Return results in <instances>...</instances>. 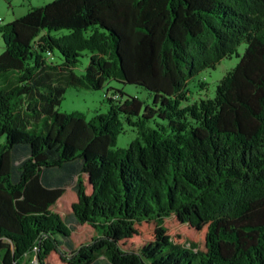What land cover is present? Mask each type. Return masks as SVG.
<instances>
[{
    "label": "trees",
    "instance_id": "16d2710c",
    "mask_svg": "<svg viewBox=\"0 0 264 264\" xmlns=\"http://www.w3.org/2000/svg\"><path fill=\"white\" fill-rule=\"evenodd\" d=\"M0 35L1 264H264V0H53ZM110 80L151 103L58 109L65 86ZM125 124L138 137L115 147Z\"/></svg>",
    "mask_w": 264,
    "mask_h": 264
},
{
    "label": "rangeland",
    "instance_id": "374dc122",
    "mask_svg": "<svg viewBox=\"0 0 264 264\" xmlns=\"http://www.w3.org/2000/svg\"><path fill=\"white\" fill-rule=\"evenodd\" d=\"M6 8L7 4L3 3L1 0L0 12L6 11ZM243 49L245 50L244 44H242L240 49H238L240 54H242ZM3 52L4 45L0 35V54L2 55ZM53 60L55 62H61L57 55ZM88 60L89 54L84 53V55L79 59L77 67L74 69L77 76H81L86 73ZM238 62L239 57L236 56L229 59L225 58L216 66L215 69H207L197 76V78H195L189 86L192 91V93L188 95L190 103L195 100L198 101L199 99L213 96L219 80L222 79ZM65 87L63 100L58 107L60 112L66 114L72 112L82 113L90 120L97 114H106L108 112L109 103L107 98L109 97L115 101H124L128 96H136V98L143 101L145 104L151 103V95L147 91L137 87V85L122 84L121 82L114 80L106 82L104 86L98 90L76 87V85H67ZM117 91L121 92L123 96H121ZM115 93L117 94V97H113ZM151 126H154V124L151 123ZM136 137H138V133L135 128L125 124L123 133L119 134L116 139L115 147L127 148L129 143ZM4 142L5 138H0V146ZM27 259V264H33L35 262L33 255L28 256Z\"/></svg>",
    "mask_w": 264,
    "mask_h": 264
},
{
    "label": "crops",
    "instance_id": "0c3cea01",
    "mask_svg": "<svg viewBox=\"0 0 264 264\" xmlns=\"http://www.w3.org/2000/svg\"><path fill=\"white\" fill-rule=\"evenodd\" d=\"M1 1V0H0ZM3 3L7 4L6 11L0 12V19L2 22L0 24H7L15 20L16 18H20L32 8H36L52 2L53 0H2ZM68 173H64L63 171H59L58 169L51 170L44 175V183L52 186H59L67 180ZM73 183L70 182L68 188H71ZM64 249H66L64 247ZM0 264H1V256H0ZM93 264H110L103 257H99Z\"/></svg>",
    "mask_w": 264,
    "mask_h": 264
},
{
    "label": "built area",
    "instance_id": "2783aa9c",
    "mask_svg": "<svg viewBox=\"0 0 264 264\" xmlns=\"http://www.w3.org/2000/svg\"><path fill=\"white\" fill-rule=\"evenodd\" d=\"M2 22V20L0 19V23ZM33 264H37V262L35 261Z\"/></svg>",
    "mask_w": 264,
    "mask_h": 264
}]
</instances>
